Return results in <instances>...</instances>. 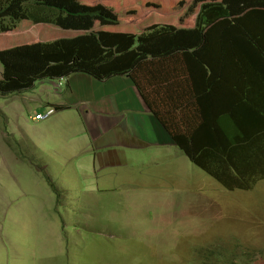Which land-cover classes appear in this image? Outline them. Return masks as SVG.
Here are the masks:
<instances>
[{"label": "rangeland", "instance_id": "obj_1", "mask_svg": "<svg viewBox=\"0 0 264 264\" xmlns=\"http://www.w3.org/2000/svg\"><path fill=\"white\" fill-rule=\"evenodd\" d=\"M79 1L117 16L118 25L96 22V28L139 31L154 23L190 24L203 3L222 0ZM23 21L3 26L0 50L46 39L49 24ZM59 28L50 35L87 32ZM50 80L0 96V264H202L207 251L240 248L257 255L253 264H264V175L247 189H228L180 151L166 150L165 158L150 148L127 155L132 163L158 158L161 167L143 159L147 165L105 170L93 183L83 157H71L60 142L64 133L52 125L54 115L39 126L28 119L41 83ZM10 103L22 107L17 114L27 121L12 114L7 122ZM42 133L45 149H38Z\"/></svg>", "mask_w": 264, "mask_h": 264}, {"label": "trees", "instance_id": "obj_2", "mask_svg": "<svg viewBox=\"0 0 264 264\" xmlns=\"http://www.w3.org/2000/svg\"><path fill=\"white\" fill-rule=\"evenodd\" d=\"M19 20L88 32L0 50V96L74 74L130 76L149 56L180 52L207 90L200 123L171 135L178 149L228 189H247L264 175V0L203 3L193 29L152 25L140 35L95 30L96 22L119 24L102 4L0 0V33ZM207 252L202 264H253L257 257L246 248Z\"/></svg>", "mask_w": 264, "mask_h": 264}, {"label": "crops", "instance_id": "obj_3", "mask_svg": "<svg viewBox=\"0 0 264 264\" xmlns=\"http://www.w3.org/2000/svg\"><path fill=\"white\" fill-rule=\"evenodd\" d=\"M25 21L27 20L23 22ZM195 24L196 19L190 24L182 22L152 25H172L177 29H193ZM152 25L143 26L139 31L104 30L98 27H95V30L140 35ZM46 26L49 29L46 31L48 35L46 39L41 35L34 38L36 42H25L21 45L53 42L84 34L79 32L74 36L50 35L53 27H59ZM181 60L180 52H173L167 56H149L134 68L130 76H112L95 80L85 74H74L64 78L61 85L60 79H51L53 82L46 81L50 82L49 84L41 83V91L37 94L39 104L28 119L39 126L47 120L33 121L34 115L55 108L57 112L53 116L52 125H59V130L64 133L60 142L70 146L71 157H83L79 162L84 173L92 171L93 183L100 179V174H106L105 170L114 171L133 164L161 167L163 162L158 158L148 155L145 158L139 156L137 163H132V156L129 157L127 154L154 148L158 154L166 158V150L180 151L171 135L179 130L194 127L202 120L199 110L203 105L200 102L203 101L207 87L197 82V73L189 72L187 64ZM2 73L1 66L0 79ZM13 96L11 94L4 97ZM18 110L23 111L22 107L12 103L5 108L4 115L7 122L12 114L17 115L16 121L20 119L27 121L22 114H17ZM75 116H78L79 120ZM40 136L37 148L45 149L43 144L45 135L42 133ZM60 148L61 146L57 144L52 150L58 152ZM86 155L90 158V162L84 159ZM143 159L150 162L144 164L141 162ZM88 165L91 171L87 170ZM92 187L95 189L94 185Z\"/></svg>", "mask_w": 264, "mask_h": 264}, {"label": "built area", "instance_id": "obj_4", "mask_svg": "<svg viewBox=\"0 0 264 264\" xmlns=\"http://www.w3.org/2000/svg\"><path fill=\"white\" fill-rule=\"evenodd\" d=\"M63 80H64L63 78L60 79V85L62 83L61 81H63ZM56 112L57 111H56L55 108H49L48 110H46L45 113H39V114L34 115L33 121L40 122V121L49 119L50 117H52L53 115H55Z\"/></svg>", "mask_w": 264, "mask_h": 264}, {"label": "clouds", "instance_id": "obj_5", "mask_svg": "<svg viewBox=\"0 0 264 264\" xmlns=\"http://www.w3.org/2000/svg\"><path fill=\"white\" fill-rule=\"evenodd\" d=\"M61 79V78H60ZM64 79V78H63Z\"/></svg>", "mask_w": 264, "mask_h": 264}]
</instances>
